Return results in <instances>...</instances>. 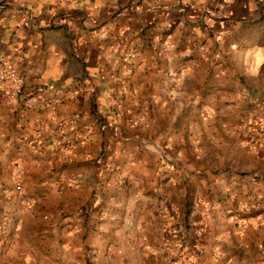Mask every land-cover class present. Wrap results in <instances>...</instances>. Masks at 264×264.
<instances>
[{
  "label": "crops",
  "instance_id": "0c3cea01",
  "mask_svg": "<svg viewBox=\"0 0 264 264\" xmlns=\"http://www.w3.org/2000/svg\"><path fill=\"white\" fill-rule=\"evenodd\" d=\"M0 70V264H264V0H0Z\"/></svg>",
  "mask_w": 264,
  "mask_h": 264
},
{
  "label": "built area",
  "instance_id": "2783aa9c",
  "mask_svg": "<svg viewBox=\"0 0 264 264\" xmlns=\"http://www.w3.org/2000/svg\"><path fill=\"white\" fill-rule=\"evenodd\" d=\"M163 50L164 46H159V52H162ZM21 84V78L15 72L0 70V90H5L9 96H15L21 88ZM48 90L49 89L46 86L34 87L29 91L28 97L21 102V108L26 111L29 109V107L37 97H45L44 103L49 113V116L45 120L41 118H37L34 120L31 133L23 137L24 140H27L29 143L38 141L48 128H55L58 132H62L64 130L65 122L58 121L55 118V109L57 106L62 105L64 102L68 101L70 99V94H63L58 97L48 98L46 97ZM78 118V114H73L70 121L73 122ZM142 119L143 115L141 114L139 116V120ZM20 120L22 122L24 120V117L21 116ZM238 133L242 137H251L256 146H264V120L259 122L254 127L247 124H242L238 129ZM67 151L68 147L62 146L61 154L64 155ZM19 175L20 170L18 168H15L13 171V176L18 177ZM16 189H20V186L18 184L16 185ZM21 202L25 204L26 199L22 198Z\"/></svg>",
  "mask_w": 264,
  "mask_h": 264
},
{
  "label": "trees",
  "instance_id": "16d2710c",
  "mask_svg": "<svg viewBox=\"0 0 264 264\" xmlns=\"http://www.w3.org/2000/svg\"><path fill=\"white\" fill-rule=\"evenodd\" d=\"M248 28V27H247Z\"/></svg>",
  "mask_w": 264,
  "mask_h": 264
}]
</instances>
